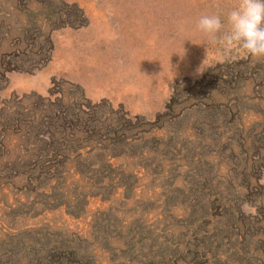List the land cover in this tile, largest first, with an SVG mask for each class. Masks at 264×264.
I'll use <instances>...</instances> for the list:
<instances>
[{"label": "rangeland", "instance_id": "rangeland-1", "mask_svg": "<svg viewBox=\"0 0 264 264\" xmlns=\"http://www.w3.org/2000/svg\"><path fill=\"white\" fill-rule=\"evenodd\" d=\"M235 2L0 0V264H264V58L196 28Z\"/></svg>", "mask_w": 264, "mask_h": 264}, {"label": "clouds", "instance_id": "clouds-1", "mask_svg": "<svg viewBox=\"0 0 264 264\" xmlns=\"http://www.w3.org/2000/svg\"><path fill=\"white\" fill-rule=\"evenodd\" d=\"M196 28L218 46L221 59L233 54L264 58V0H236L226 12L201 15ZM250 207L245 203L241 210L247 214Z\"/></svg>", "mask_w": 264, "mask_h": 264}]
</instances>
